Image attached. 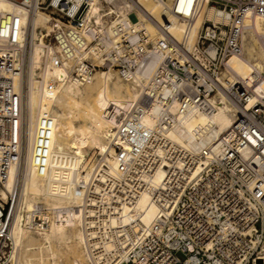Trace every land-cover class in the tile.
I'll return each instance as SVG.
<instances>
[{"label":"built area","instance_id":"built-area-1","mask_svg":"<svg viewBox=\"0 0 264 264\" xmlns=\"http://www.w3.org/2000/svg\"><path fill=\"white\" fill-rule=\"evenodd\" d=\"M97 1L0 0V264L11 255L12 230L22 215L24 71L37 11L46 14L50 25L44 42L53 45L55 63L67 64L74 82L86 81L96 69L112 68L134 82L138 92L128 110L114 115L117 123L108 133L116 175L102 180L95 171L91 181L80 185L85 190L84 215L94 222L95 238L110 240L118 250L108 254L110 262L264 264V97L247 107V91L228 78L219 79L227 59L242 51L244 18L264 17V0H125L129 8L124 12L100 0L101 9L93 12ZM152 3L182 22L179 38L170 32L168 19L153 15ZM208 10L227 15V21L208 18ZM202 12L196 41L190 45ZM143 21L154 23L158 37L145 30ZM152 61L153 68L145 73ZM218 88L240 107L230 131L198 151L174 142L168 131L177 117L202 109L205 98ZM155 105L156 123L144 124ZM106 112L114 114L113 107ZM51 125L49 117L40 120L32 145V160L41 172ZM99 165V170L107 167L106 161ZM12 167L17 173L8 188ZM157 173L161 176L155 182ZM142 192L156 207L152 220L145 224L132 215L128 224L113 227L110 218H119L124 206H135ZM33 221L42 222L38 216Z\"/></svg>","mask_w":264,"mask_h":264},{"label":"bare ground","instance_id":"bare-ground-1","mask_svg":"<svg viewBox=\"0 0 264 264\" xmlns=\"http://www.w3.org/2000/svg\"><path fill=\"white\" fill-rule=\"evenodd\" d=\"M105 1L113 5L115 12L129 8L125 0ZM149 7L157 19L171 22L170 32L179 38L182 22L173 20L155 3ZM99 9L100 0L92 5L91 10L97 12ZM206 12L208 18L227 21L228 16L222 17L221 12ZM204 14L202 12L196 19L190 45L196 41V28ZM47 20L46 14L40 11L32 17L35 30L24 75L27 87L24 99L27 144L21 167L24 200L22 215L12 230L14 248L5 264H58L62 249L72 255L75 264H115L110 262L108 254L118 250H113L110 240L95 238L94 222L84 215L85 190L80 185L91 181L95 171L100 173L102 180L116 175L117 164L108 133L117 123L114 115L128 110L137 99L138 92L134 82L125 80L112 68L96 69L86 81L74 82L67 64L55 63L53 45L44 42V33L50 31ZM141 25L151 36L158 37L153 22L143 21ZM241 46L240 54L227 59L219 79L228 78L230 84L246 90L249 107L255 99L264 97L263 16L246 15L242 23ZM208 52L214 55L212 47ZM154 63H149L145 73L150 72ZM111 106L114 114L108 115L106 110ZM171 111H175V105L171 106ZM158 112V106H153L143 118L144 124H155ZM240 112L239 104L218 88L217 92L205 98L202 109H189L180 114L168 136L174 142L198 151L213 146L229 132ZM43 117H49L52 125L46 165L41 172L32 160V145ZM243 153L246 155L248 150ZM95 154L106 161V168L99 170L101 165L93 167L90 160ZM16 173V168L12 167L8 188ZM160 176L161 173L156 174L155 182ZM99 187L96 184L97 190ZM2 196L5 198L4 193ZM134 205L124 206L119 218H110V224L113 227L126 225L132 215L139 216L145 224L152 220L156 207L149 202L148 193L142 192ZM36 216L42 220L41 223L33 221Z\"/></svg>","mask_w":264,"mask_h":264},{"label":"rangeland","instance_id":"rangeland-1","mask_svg":"<svg viewBox=\"0 0 264 264\" xmlns=\"http://www.w3.org/2000/svg\"><path fill=\"white\" fill-rule=\"evenodd\" d=\"M244 44H246L245 42H244ZM263 47V46H262ZM260 49H262L263 50V48H261L260 47ZM244 51V50H243ZM25 68H26V64H25ZM27 69H28V66H27ZM26 69V70H27ZM222 71H224V69H221V72ZM24 75H26V73H25V71H24ZM98 159L100 160L101 159V156H99L98 154H95L93 157H92V159L90 160L91 161V164L93 165V167H97L98 165H99V162L101 161H98ZM94 163V164H93ZM98 163V164H97ZM63 250V251H62ZM61 250V253H60V255H59V257H58V264H75V263H73V257H72V255L70 254V253H67L68 251H66V250H64V249H62ZM177 255L182 259V258H184V255L182 254V253H177Z\"/></svg>","mask_w":264,"mask_h":264}]
</instances>
